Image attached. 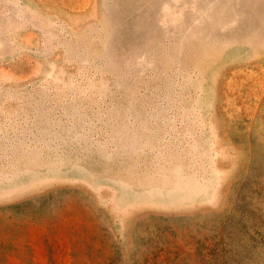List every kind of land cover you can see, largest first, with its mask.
Returning a JSON list of instances; mask_svg holds the SVG:
<instances>
[{"label":"rangeland","instance_id":"374dc122","mask_svg":"<svg viewBox=\"0 0 264 264\" xmlns=\"http://www.w3.org/2000/svg\"><path fill=\"white\" fill-rule=\"evenodd\" d=\"M0 264H264V0H0Z\"/></svg>","mask_w":264,"mask_h":264}]
</instances>
